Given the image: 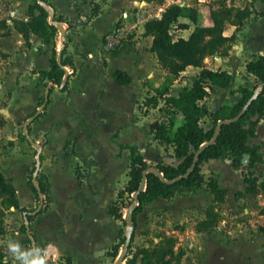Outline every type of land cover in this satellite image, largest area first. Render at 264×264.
Here are the masks:
<instances>
[{
    "label": "crops",
    "instance_id": "crops-1",
    "mask_svg": "<svg viewBox=\"0 0 264 264\" xmlns=\"http://www.w3.org/2000/svg\"><path fill=\"white\" fill-rule=\"evenodd\" d=\"M171 1L182 6H192L189 3L185 4V0ZM37 2L49 10L48 21L57 27L56 34L49 43L33 33L26 42L14 27L15 20L29 19L27 10L34 0H0L2 121L0 171L6 181L14 186L17 201V206L5 207L0 197V209L4 212L0 223V258L10 264H29L34 256L41 255H46L47 264H112L117 256L112 255L116 244H113L114 234L106 220L107 218L117 220L109 214L108 207L116 198L118 189L122 188L129 178L128 147H135L149 164L158 162L176 166L181 162L174 154L172 143H163L155 138L148 125L155 120L168 123L173 121L172 116L175 117L174 124L181 120V115L171 107H166L167 113H164V99L167 96H177L183 88L189 87L202 67L187 65L178 75H172L151 50L153 36L144 34V23L150 18V13L155 14L152 18L160 17L169 3H154V0H37ZM93 4L99 6L97 15H92ZM204 6L208 7L207 13L201 15ZM220 6L235 8L248 6L251 9L253 7V10L241 21L239 27L234 22H227L223 35L229 37L234 34V40L229 46L220 47L203 60V67L210 70H225L232 77L228 86L215 87L200 101L205 103L209 110V113L200 120V124L207 129L213 126L211 112L221 106L235 104L241 98L242 87L251 88L257 83L256 76L246 71V63L259 54H264V28L263 31L258 29L260 25L264 26V17L259 15L264 12V1H254L251 6L249 0H229L226 5ZM152 8L153 12L147 10ZM195 8L196 24L210 25L209 12L215 7L202 5L201 8ZM136 12L140 14V20L135 19ZM181 22L186 23L188 27L174 28L172 34L174 37L187 38L196 24L185 18L181 19ZM115 29H124L125 36L115 49L105 50L104 37ZM90 32L96 35L95 48L90 45L88 49L84 47L75 50L76 44L87 43L85 37ZM67 33L69 40L65 43ZM63 46L64 51L61 52ZM53 52L57 61L65 56L71 59V63L62 65L64 72L60 84L41 79L38 73L40 70L49 69ZM65 69L71 70V73L66 75ZM115 71L125 72L130 77V82L126 84L117 82L113 76ZM96 78L98 87L95 90V99H91L89 88L91 80ZM106 80L119 86L137 83L142 89V97L138 102L143 100L153 112L149 116L139 109L140 116L134 118V123L140 120L141 127L146 132L140 143L120 140V135L129 123L113 125L109 138L117 142L116 156L124 167L122 174L108 185V192L102 194L101 185L105 183L103 180L107 174L101 176L98 180L100 184L97 183L98 185L94 187L95 180H92L87 168V163L90 161L94 163L93 156L88 155L89 160L79 157L80 134L85 127V121L78 119L72 127L66 123L68 117L74 116L71 118L75 120L77 114L83 115L78 112L76 108L78 105L85 109V112L99 110L102 116L118 114V110L111 108L110 101L102 93ZM64 84L65 88L61 89ZM258 87L257 85L256 89ZM46 91L47 103L43 112L29 126L30 136L34 141L31 139L27 141L19 135L21 125L33 115L42 98L45 99ZM149 97L157 98L156 107L145 102ZM141 104L143 105V102ZM74 107L75 114L71 111ZM251 119L256 121L255 134L248 136L247 143L258 145L259 152L262 153V161L254 163L251 167L254 176L259 177L257 179L259 183L264 180V117L259 118L255 114ZM60 129L63 131L61 152L56 154L46 151L50 145L51 135ZM41 137H47L48 142L40 145ZM68 141L72 142L73 150H65ZM24 154L28 156V161L19 183L14 171L19 155ZM52 155H56V161H50ZM39 156L41 161L38 159ZM64 159L71 162L74 176L71 181L74 189H69L65 193V199L68 198L67 201L69 200L71 204L78 205L75 219L70 215L55 214L56 199L52 192L51 176L53 171L50 172L46 167L49 164L54 169ZM240 162L238 168L232 159L210 158L203 161L200 164L203 179L199 186H180L171 194L159 196L148 202L138 213L139 224L144 219L161 213L167 221H177L176 223L186 230L185 237L189 240L185 242L183 255L176 264H264V224L260 226L254 222L257 221L256 216L264 218L262 201L264 194L246 190L243 175L248 168V155L243 154ZM78 167L85 169L84 180L78 173ZM37 169L42 174L49 175V185L47 184L49 202L40 213L35 212L41 207V202L29 183L31 176V182L38 186ZM210 179H214L217 187L224 190L223 201L214 200V194L207 187ZM106 183L108 184L109 180H106ZM73 194L75 198L71 197ZM210 206L219 212L227 211L235 216L246 215L251 219H248L249 223L243 221L226 223L222 220L198 227L200 221L207 219L206 210ZM99 209L103 214L102 222L110 228L111 237L109 242L102 246L96 243L101 222L98 218V212L101 211Z\"/></svg>",
    "mask_w": 264,
    "mask_h": 264
},
{
    "label": "trees",
    "instance_id": "trees-1",
    "mask_svg": "<svg viewBox=\"0 0 264 264\" xmlns=\"http://www.w3.org/2000/svg\"><path fill=\"white\" fill-rule=\"evenodd\" d=\"M249 1L252 6L253 2L257 0ZM98 8L97 4H93L92 15H97ZM35 10L37 13H35ZM252 10L253 7L251 9L248 6L244 8L233 6L211 8L209 12L211 24L197 25V9L195 7L173 3L162 11L160 17L148 19L144 23V34L153 36L151 50L170 74L178 75L187 65L199 66L202 69L193 78L189 87L183 88L177 96H167L164 99V106L171 107L173 111L180 114L181 120L174 124L175 117L172 116L173 121L168 123L155 120L148 125L155 138L163 143H172L174 154L181 159V162L176 166L158 162L149 164L135 147L129 146V178L126 184L118 189L116 198L108 207V212L114 219H119L127 224V220L123 218V211L118 204V199L124 194L134 195L132 197L137 201L131 215L132 226H135L138 213L143 210L148 202L159 196L169 195L180 186H199L203 179L200 164L210 158L230 159L232 156L241 159L243 154H247L248 170L247 174L243 175V181L247 185L246 190L255 191L254 187L256 186L264 189V180L258 183L254 172L251 170L254 163L262 161V153L259 152L258 145L247 143L248 136H254L255 134L256 121L252 120L251 116L257 114L259 118L264 117V54H259L246 63V71L256 76L257 83L251 88L242 87L240 90L241 98L235 104L224 105L211 112L213 119L211 128L207 129L200 124L201 118L209 113L205 103H200V101L215 87L228 86L232 78L231 74L225 70H210L203 67V60L220 47L229 46L234 40V34L229 37L223 35L225 24L234 22L239 27L241 21L247 18ZM27 13L29 15L27 21L15 20L13 22L15 29L22 34L26 42H28L30 34L33 33L49 43L57 31V27L48 21L49 10L39 4L37 0H34V3L29 5ZM259 15L264 17V12ZM183 18L192 21L196 25L187 38L174 37L172 34L174 28L184 29L188 27L186 23L181 22ZM2 23L5 27V22ZM6 33L4 32V34ZM63 51L64 46L61 52ZM66 63H71L69 57L65 56L57 61L53 52L49 69L38 71L40 78L60 84L64 72L62 65ZM113 76L121 84L129 83L131 80L123 71H115ZM257 85L259 86L258 89H256ZM64 88L65 84L61 89ZM145 102L153 107L157 106L156 97L146 98ZM219 120L225 121L221 123L218 133L215 135V128ZM1 122L0 120V124ZM197 152V162L192 167ZM232 160L234 162L235 158ZM237 162L239 163V160ZM149 168L157 169L162 177L153 171H148L144 190L136 193L143 178V172ZM249 175L252 176L251 179ZM36 179L38 181L37 187L31 182V178H29V183L37 199L41 202V207L35 212L40 213L47 207L40 194H48V187L44 184L40 175L36 174ZM207 187L214 194L215 201H223L224 190L217 187L214 179L208 181ZM0 197H2V203L5 207L17 206L15 188L6 181L1 171ZM211 207H207V217L210 214ZM3 215L4 212L0 209V223ZM207 219L204 221H207ZM112 255H117L116 246H114ZM182 255L183 252L179 253V259L175 264ZM0 264L10 263L0 258ZM161 264H171L170 258L164 260Z\"/></svg>",
    "mask_w": 264,
    "mask_h": 264
},
{
    "label": "rangeland",
    "instance_id": "rangeland-1",
    "mask_svg": "<svg viewBox=\"0 0 264 264\" xmlns=\"http://www.w3.org/2000/svg\"><path fill=\"white\" fill-rule=\"evenodd\" d=\"M157 2H164V4L169 3L173 4L171 0H154V3ZM201 2V3H200ZM229 0H185L184 3H189L192 6L201 8L202 5H209L210 7L217 8L220 5H226ZM214 5V6H213ZM207 6H204V8L201 10V15H206L207 13ZM153 12L152 9H147ZM148 11H146L147 13ZM139 15L137 12L135 13V19H141L139 18ZM152 18L155 14L150 13ZM149 18V19H150ZM68 27V26H67ZM264 26H259V31H263ZM128 32V30H125ZM125 36L122 35L121 39ZM87 43L84 44H76L75 50H79L82 48L88 49V47L93 46L95 48L96 46V35L93 32H90L85 37ZM69 40V33L66 34L65 43ZM84 41V40H83ZM121 41V40H120ZM79 46V47H78ZM92 73L95 74V71L92 70ZM95 76V75H94ZM96 77V76H95ZM104 90L103 94L107 97L106 99L110 101L112 107L116 108L118 110V114L115 115H101L102 113L98 111L94 112H85V109H82L81 106H76L78 112L82 113L83 115L77 114L75 116V120L71 117H68V122L66 125H69L70 127L74 126L75 123L78 121V119H82L85 121V127L82 130V133L80 134V142H79V157L80 158H87L89 160L88 155L93 156V162L87 163V168L89 173L91 174L92 180H95V183L93 186H97L100 182H98L99 178L103 176L105 173L107 175L106 179L103 180L101 185V191L102 194H106L108 191V185L112 181H114L115 177H119L118 175L122 174L124 164L122 161L116 156L117 152V142L111 141L109 138V134L112 130L113 125L117 123L122 124H128L124 128V132L120 135V140L122 142H137L140 143L144 137L146 136V132L141 127L140 120H137L136 123H134V118L139 115V109L140 111L146 114L150 113L152 114V110L148 109V105L144 104V101L141 102L138 100L142 97V89H140V86L137 83H132L128 86H119L115 85L114 83H111L109 81H105L104 84ZM98 87L97 78L91 80V85L89 88V95L91 96V99H95L96 95V88ZM143 102V105L141 104ZM47 103L46 99L41 100V103L37 107L35 112L39 109L40 106H42L41 111L39 112V115L41 112H43V109ZM139 103V104H138ZM141 104V106H140ZM138 105V106H137ZM76 108L74 107L71 109L73 114L76 111ZM164 113H167L166 107L163 106ZM96 113V115H94ZM154 114V113H153ZM32 115V116H33ZM32 116H29L27 120H29ZM165 116V115H164ZM35 117L34 119H36ZM33 119V120H34ZM25 122L21 125V129L19 132L20 137H24L27 141L28 139L33 138L30 136V124L33 120H31L26 125V130H23ZM62 134L63 131L56 132L54 135H51L50 137V145L48 148H46V151H51L53 153H60L62 150ZM48 142L47 137H41L40 138V145H44ZM65 150L70 151L73 150L72 142L68 141L65 145ZM235 158V161L233 164L236 167H240L241 165V159H238L239 157H232L230 159ZM242 158V157H241ZM38 159L41 161V156L38 157ZM57 157L56 155L50 156V161H56ZM239 160V163L237 161ZM28 161L27 155H19V160L16 165V169L14 171V176L17 180V182H21V179L24 175L25 166ZM49 171H53L51 173V176L53 178V184H52V192L55 196V214L58 215H70L73 219L76 218L77 214V204H71L70 201L65 199V193L69 191V189L73 190L74 186L71 182L74 178L71 162L68 159H64L63 162L56 166L54 169L51 168L48 164L46 166ZM35 168V167H33ZM75 169V166H73V170ZM78 173L83 178H85V169H81V167H78ZM38 170V169H37ZM247 168L244 171V174H247ZM38 174L42 177V181L44 184L49 185V175L42 174L38 170ZM31 176H29L30 178ZM249 178L251 179L252 176L249 175ZM258 179L259 177H255ZM106 180H109V183H106ZM85 184V182H84ZM83 184V185H84ZM89 184V183H88ZM258 184V183H257ZM255 191L261 192L264 194V189L259 188L258 186L254 187ZM25 196V194H24ZM134 195H127L124 194L121 198L118 199V204L123 211V217L128 210V208H131L134 203V198L132 197ZM72 198H75V195H71ZM41 198L44 200V203L47 205L49 202V197L47 194L43 193L41 194ZM264 202V199H262ZM101 210V209H99ZM67 213V214H66ZM98 218L101 221L98 227V236L96 237V243L98 245H104L109 242L111 239L110 237V228L107 224L102 222L103 214L102 210L98 212ZM207 221H200L197 226L203 227L207 223H217L219 221L224 220L226 223H235L237 221H243L245 223H249L248 219H251V217H247L246 215H231L229 212H219L214 210L211 207L210 214L207 217ZM255 219L257 221H254L256 224H264V218L261 216H256ZM73 221V225H74ZM106 222L110 225L112 228V232L114 234L113 236V244H116V247L118 249V254L114 258V261L112 264H117L118 256L122 253H124V258L121 260L118 264H161V262H164V260L169 259L171 261V264H175V262L179 259V253L184 252L185 249V242L189 239L186 238V230L184 231L183 226L176 222H170L167 221L165 217L162 216L161 213H158L152 217H148L147 219H144L143 221L139 222L137 221L136 217V225L135 226H129L128 224H124L121 220L117 219L116 221H112L111 219L106 220ZM260 222V223H259ZM182 228V229H181ZM119 229L121 231H119ZM119 231V232H118ZM130 236V244L129 248L125 251L124 249V243L126 236ZM155 252V253H153ZM110 253V252H109Z\"/></svg>",
    "mask_w": 264,
    "mask_h": 264
},
{
    "label": "water",
    "instance_id": "water-1",
    "mask_svg": "<svg viewBox=\"0 0 264 264\" xmlns=\"http://www.w3.org/2000/svg\"><path fill=\"white\" fill-rule=\"evenodd\" d=\"M45 99H47V91L45 92ZM41 109H42V106L39 107V109L35 112V114H34L29 120H27V122H26V123L24 124V126H23V129H24V130H26V125H27L31 120H33L35 117H37V116L39 115V112L41 111ZM223 121H225V120H219V121H218V124H217V126H216V128H215V135L218 133L219 127H220V125H221V123H222ZM203 146H204V145H203ZM203 146H202V147H203ZM202 147H201V148H202ZM197 157H198V152L196 153L195 158H194V160H193V162H192V167L196 164V162H197ZM243 160H245V159H243ZM148 171H153V172H155L156 174H158V175H160V176L162 177V174H161L157 169H155V168H149V169L145 170V171L143 172V178H142V180H141V182H140V186H139L138 191H137L136 193H138V192L144 190V188H145V183H146V173H147ZM136 204H137V203L134 202V203H133V206H132L131 208H128V210L126 211V213H125V215H124V217H123L125 220H127V224H128L129 226H132V221H131L132 209H133L134 205H136ZM129 244H130V236L127 235V236H126V239H125V243H124V249H125V251H126L127 248L129 247ZM123 258H124V253H122V254H120V255L118 256L117 264L120 263L121 260H122Z\"/></svg>",
    "mask_w": 264,
    "mask_h": 264
},
{
    "label": "built area",
    "instance_id": "built-area-1",
    "mask_svg": "<svg viewBox=\"0 0 264 264\" xmlns=\"http://www.w3.org/2000/svg\"><path fill=\"white\" fill-rule=\"evenodd\" d=\"M123 31H124V29L123 30L122 29L121 30L115 29V30L108 32L104 37L103 48L105 50L115 49L118 46V44L120 43L121 37L124 34ZM69 73H71V70L65 69V74L67 75ZM54 86L57 87L56 84H54ZM134 202L137 203L136 200H134Z\"/></svg>",
    "mask_w": 264,
    "mask_h": 264
},
{
    "label": "clouds",
    "instance_id": "clouds-1",
    "mask_svg": "<svg viewBox=\"0 0 264 264\" xmlns=\"http://www.w3.org/2000/svg\"><path fill=\"white\" fill-rule=\"evenodd\" d=\"M29 264H47L46 255L34 256Z\"/></svg>",
    "mask_w": 264,
    "mask_h": 264
}]
</instances>
